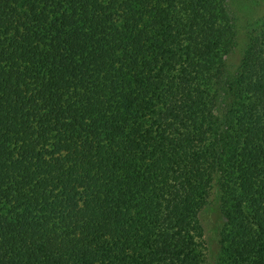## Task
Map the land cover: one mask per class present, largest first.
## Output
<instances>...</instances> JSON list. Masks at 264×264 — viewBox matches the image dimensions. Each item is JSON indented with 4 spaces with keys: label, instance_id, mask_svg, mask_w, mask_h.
<instances>
[{
    "label": "trees",
    "instance_id": "obj_1",
    "mask_svg": "<svg viewBox=\"0 0 264 264\" xmlns=\"http://www.w3.org/2000/svg\"><path fill=\"white\" fill-rule=\"evenodd\" d=\"M239 34L230 0H0V264H264V15L232 69Z\"/></svg>",
    "mask_w": 264,
    "mask_h": 264
},
{
    "label": "rangeland",
    "instance_id": "obj_2",
    "mask_svg": "<svg viewBox=\"0 0 264 264\" xmlns=\"http://www.w3.org/2000/svg\"><path fill=\"white\" fill-rule=\"evenodd\" d=\"M231 6L239 19L240 34L239 48L237 52L228 57L229 66L234 69L239 61V51L244 45V32L247 24L259 19L264 15V0H230ZM206 224V241L208 255L211 259L218 252V231L222 224L221 215L216 206L209 207L202 215Z\"/></svg>",
    "mask_w": 264,
    "mask_h": 264
}]
</instances>
